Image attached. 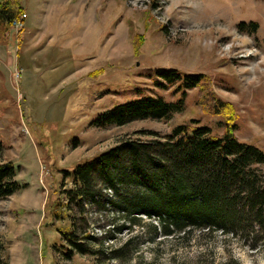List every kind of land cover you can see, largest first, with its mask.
I'll return each mask as SVG.
<instances>
[{"label":"rangeland","instance_id":"1","mask_svg":"<svg viewBox=\"0 0 264 264\" xmlns=\"http://www.w3.org/2000/svg\"><path fill=\"white\" fill-rule=\"evenodd\" d=\"M20 3L23 26L5 35L0 23V162L16 166L15 179L26 186L0 198V264H264V244L251 248L231 233L153 237L140 225L106 239L97 254H82L58 232L69 219L51 216L71 186L61 170L121 140L164 137L191 121L222 135L225 117L203 108L199 87L169 119L91 125L118 103L147 95L176 100L174 86L153 85L156 68L204 73L205 86L235 108L237 139L264 150V0ZM240 21H256L258 29L241 31ZM135 39L142 40L137 53ZM83 216L79 233L96 238L113 217L91 204ZM148 222L155 220L143 216Z\"/></svg>","mask_w":264,"mask_h":264},{"label":"trees","instance_id":"2","mask_svg":"<svg viewBox=\"0 0 264 264\" xmlns=\"http://www.w3.org/2000/svg\"><path fill=\"white\" fill-rule=\"evenodd\" d=\"M22 13L20 0H0L5 35ZM238 28L252 33L258 23L240 21ZM136 41L135 53L142 40ZM153 74L157 76L155 87L174 86L179 97L172 101L147 95L118 103L101 112L91 125L169 119L183 110L187 91L199 87L203 108L224 115V132L213 135L210 127L191 121L177 125L164 137L121 140L71 169H62L63 179L71 186L63 191L65 200L57 201L51 212L56 220L69 219L68 227L58 229L62 240L73 251L97 254L106 239L140 225L147 226L153 237L178 236L192 230L220 231L237 235L251 248L264 244V150L237 139L235 108L205 86L209 82L204 73L161 67ZM16 173L12 163L0 162V198L26 186L15 179ZM88 204L94 205L99 215L109 210L113 216L99 238L86 231L79 233L86 224L83 214ZM69 206L76 208L77 216L71 215ZM143 216L155 222L144 224ZM72 250L64 254L70 257ZM115 250L119 249L112 253Z\"/></svg>","mask_w":264,"mask_h":264},{"label":"built area","instance_id":"3","mask_svg":"<svg viewBox=\"0 0 264 264\" xmlns=\"http://www.w3.org/2000/svg\"><path fill=\"white\" fill-rule=\"evenodd\" d=\"M25 16H26L25 13H22L19 18H16V19L13 20L12 25L17 27V28H21L23 26V18Z\"/></svg>","mask_w":264,"mask_h":264}]
</instances>
